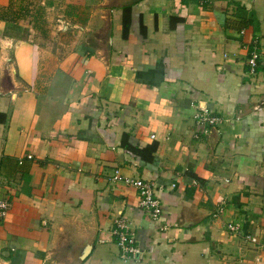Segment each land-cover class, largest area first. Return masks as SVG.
Returning a JSON list of instances; mask_svg holds the SVG:
<instances>
[{
    "label": "crops",
    "instance_id": "0c3cea01",
    "mask_svg": "<svg viewBox=\"0 0 264 264\" xmlns=\"http://www.w3.org/2000/svg\"><path fill=\"white\" fill-rule=\"evenodd\" d=\"M46 1L39 26L0 0V264H264V0Z\"/></svg>",
    "mask_w": 264,
    "mask_h": 264
},
{
    "label": "built area",
    "instance_id": "2783aa9c",
    "mask_svg": "<svg viewBox=\"0 0 264 264\" xmlns=\"http://www.w3.org/2000/svg\"><path fill=\"white\" fill-rule=\"evenodd\" d=\"M203 2L205 0H198ZM259 63V52L255 44L252 45L248 52L247 65L251 73L254 72L255 68ZM196 121L202 125L203 131H206V127H212L217 124L219 117L214 115L207 107H200L194 115ZM114 181H122L123 183L133 186L138 190L139 194V206L146 211L153 220H159L163 214V207L159 199L154 195L153 183L149 180L141 178H131L119 174L118 170H115L111 176ZM10 202L7 198H0V219L4 217ZM220 212L218 209L217 213ZM215 213V216L217 215ZM227 229L230 231H237L238 225L234 223H227ZM117 239V244L120 249L122 257H137L140 254V250L136 245L135 237L130 230L129 223L123 217L115 220V227L113 230ZM247 239L254 243L255 237L248 236Z\"/></svg>",
    "mask_w": 264,
    "mask_h": 264
},
{
    "label": "trees",
    "instance_id": "16d2710c",
    "mask_svg": "<svg viewBox=\"0 0 264 264\" xmlns=\"http://www.w3.org/2000/svg\"><path fill=\"white\" fill-rule=\"evenodd\" d=\"M41 2L37 0H17V5L15 6L14 0H11V4L9 6V11L6 13L9 20L12 22L18 21L21 18H29V20H34L38 22L39 26L44 24L46 21L45 12L43 11V7L40 6ZM52 0H47L46 4L51 5ZM13 5V6H12ZM129 8H125L127 11ZM123 10V11H124ZM32 11V12H31ZM124 11V12H125ZM128 26V17L125 14L124 20V32L126 33ZM123 146L127 149V151H131L137 155H139L143 160L150 161L152 159V153L155 151L156 145L151 144L146 146L145 148H138L136 145L133 146L126 141V138L123 141Z\"/></svg>",
    "mask_w": 264,
    "mask_h": 264
},
{
    "label": "rangeland",
    "instance_id": "374dc122",
    "mask_svg": "<svg viewBox=\"0 0 264 264\" xmlns=\"http://www.w3.org/2000/svg\"><path fill=\"white\" fill-rule=\"evenodd\" d=\"M38 2H41L42 0H37ZM14 3H15V6L17 5V0H14ZM45 16H46V20H47V22H46V24H45V26H48L50 23H51V20H52V15H51V13L50 12H48L47 14L45 13ZM48 31H49V28H48Z\"/></svg>",
    "mask_w": 264,
    "mask_h": 264
}]
</instances>
